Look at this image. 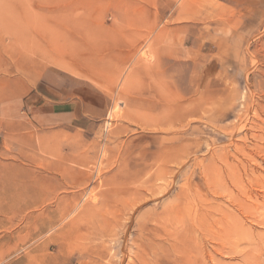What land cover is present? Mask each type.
<instances>
[{
  "label": "rangeland",
  "instance_id": "1",
  "mask_svg": "<svg viewBox=\"0 0 264 264\" xmlns=\"http://www.w3.org/2000/svg\"><path fill=\"white\" fill-rule=\"evenodd\" d=\"M19 78L82 119L0 125V264H264V0H0Z\"/></svg>",
  "mask_w": 264,
  "mask_h": 264
},
{
  "label": "crops",
  "instance_id": "2",
  "mask_svg": "<svg viewBox=\"0 0 264 264\" xmlns=\"http://www.w3.org/2000/svg\"><path fill=\"white\" fill-rule=\"evenodd\" d=\"M124 26V25H123ZM123 28H128L126 25ZM129 40H118V45H133ZM29 85L19 78L14 80V84L6 85L0 98V125L14 127L25 119L28 112L32 113V117L37 123L54 124L60 121L74 122L82 118L74 116L70 111L71 104L69 101H52L42 102L41 104H27L25 95L31 92ZM40 94V93H39ZM41 97L47 98L40 94ZM51 100V99H50ZM28 110V112H27ZM12 132L8 130L7 132Z\"/></svg>",
  "mask_w": 264,
  "mask_h": 264
},
{
  "label": "bare ground",
  "instance_id": "3",
  "mask_svg": "<svg viewBox=\"0 0 264 264\" xmlns=\"http://www.w3.org/2000/svg\"><path fill=\"white\" fill-rule=\"evenodd\" d=\"M84 62V61H83ZM88 62V61H87ZM91 62V61H90ZM97 62V61H96ZM94 66V65H93ZM143 190L146 192V193H148V194H150L151 196H154L155 194L157 195V194H159L160 193V190H158L157 188H153V187H144L143 188ZM187 190V189H186ZM139 195L141 194V193H138ZM187 195V194H186ZM141 197H142V199L138 202V205L139 204H142L145 200H147V197H145L143 194H141ZM189 205V204H188ZM257 206H255L254 208H252L251 210L252 211H254V212H256V210H257V208H256ZM264 209V208H263ZM261 210H262V208H261ZM258 211H259V209H258ZM264 211V210H263ZM262 212V211H261ZM180 213H183V214H180ZM180 213H176L175 215H174V217L176 216L177 218L175 219V220H177V222L175 221V220H173L172 218H173V214L174 213H166V215L165 214H163V217H164V215H165V217L167 218V221H168V216H169V218H171V219H169V221L171 222V221H173V222H171V223H175L176 222V227L178 228V227H180V229L179 230H181L182 229V227H184V221L185 220H187V222H189L193 227L192 228H194L195 227V209L193 208V206H192V208L191 207H187L184 211H181ZM172 214V215H171ZM163 217H161V218H163ZM161 218H160V221H161ZM131 219H132V217H131ZM163 220H165V219H163ZM162 223V222H161ZM164 224V223H163ZM162 224V225H163ZM165 224H166V221H165ZM167 224H168V222H167ZM168 226V225H167ZM175 227V228H176ZM166 228V227H165ZM103 229V228H102ZM191 229V228H190ZM170 230V229H169ZM188 230V229H187ZM176 231V233H178V230H175ZM185 231V230H184ZM100 234V233H99ZM179 234V233H178ZM101 235V234H100ZM178 236V235H177ZM94 237V236H93ZM99 237V236H98ZM125 238V237H124ZM177 238V237H176ZM103 240V239H102ZM101 240V241H102ZM124 241V240H123ZM89 243H93V242H89ZM98 243H99V241H98ZM97 243V244H98ZM124 243V242H123ZM88 245V244H87ZM96 245V244H95ZM94 245V246H95ZM261 248V247H260ZM188 249V248H187ZM84 250V249H83ZM86 250L87 249H85V252H86ZM94 250H96V249H94ZM103 250V249H102ZM105 251V250H104ZM190 250L188 249V252H189ZM261 251H263V250H261ZM100 252H101V250H100ZM181 253V252H180ZM126 254V253H125ZM124 254V255H125ZM190 254V253H189ZM107 256V255H106ZM126 256V255H125ZM124 256V257H125ZM183 256V255H182ZM185 256V255H184ZM179 257V256H178ZM249 257V256H248ZM96 259H97V257H96ZM99 259V258H98ZM109 259V258H108ZM126 259V258H125ZM110 260H111V258H110ZM185 260H187V261H185V263L186 264H191V261H190V259L189 258H185ZM112 261V260H111ZM112 262H114V261H112ZM131 262V261H130ZM122 263H124V261L122 262ZM106 264H109V263H106Z\"/></svg>",
  "mask_w": 264,
  "mask_h": 264
}]
</instances>
